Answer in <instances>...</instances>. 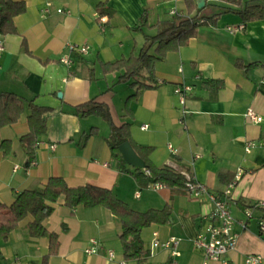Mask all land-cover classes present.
<instances>
[{"label":"crops","instance_id":"crops-1","mask_svg":"<svg viewBox=\"0 0 264 264\" xmlns=\"http://www.w3.org/2000/svg\"><path fill=\"white\" fill-rule=\"evenodd\" d=\"M16 1L26 4V12L15 20L18 34H0L5 47L0 94L13 93L27 104L53 111L45 116L48 133L39 141L34 166L21 145L30 131V110L17 124L0 128V202L11 206L26 190H44L53 177L64 178L70 187L92 184L113 191L136 212L170 209L167 223L152 224L142 233L145 264L171 261L170 251L152 248L155 234L162 241L181 240L179 264H203L204 255L193 242L210 223L214 205L206 197L195 200L185 189L155 190L139 183L137 168L113 154L109 124L101 116L83 118L76 110L92 101L104 102L117 127L131 125L135 151L152 149L148 159L154 167L174 168L218 195L230 190L226 199L240 223L247 221L248 209L253 211L247 228L240 223L235 227L239 242L227 256L231 264H244L253 254L264 257V148L246 151L249 142L264 144V121L257 125L246 117L253 109L264 118V21L246 24L238 15L225 14L216 24L199 27L187 46L157 63L156 88L142 90L130 102L128 114L126 104L136 89L118 84L120 73L106 74L103 66L137 56L145 36L157 34V28L135 30L146 12L150 24L157 25L172 20L174 11L187 16V0ZM202 2L203 15L218 13L217 0H195L198 8ZM48 3L53 9L44 16L41 11ZM99 6L113 16L99 20ZM58 9L71 15H59ZM70 45H89L91 50L72 54ZM66 57L74 61L71 67L61 63ZM184 83L193 87L186 105L187 129L180 122L175 93ZM241 169L246 175L236 182ZM32 220H24L8 240L0 239V264L40 263L48 254L49 238L28 233ZM45 226L60 242L49 264H139L125 257L122 223L105 207L71 210L61 201ZM92 240L102 247L98 255L86 254ZM110 250L114 261L108 257Z\"/></svg>","mask_w":264,"mask_h":264},{"label":"trees","instance_id":"trees-1","mask_svg":"<svg viewBox=\"0 0 264 264\" xmlns=\"http://www.w3.org/2000/svg\"><path fill=\"white\" fill-rule=\"evenodd\" d=\"M218 13L213 16L203 15L204 9H199L195 0H187L188 15L175 16L172 20L152 25L146 12L136 31L145 28L155 29L158 32L154 36H145V45L136 55L129 60L124 59L103 66L106 74L119 72L118 84H129L136 89V94L130 97L126 104V110L130 113V102L138 99L142 90L156 88V65L167 59L168 54L177 52L187 46L197 35L199 27L207 23L216 24L219 18L225 14H235L242 18L244 23L264 21V0H217ZM26 12V4L16 0H0V34H18L15 20ZM100 16L111 18L113 13L105 7L99 6ZM26 110H30L28 117L29 133L21 138L22 148L29 156V164L36 156L40 139L48 133V124L45 116L53 111V108L42 107L35 103L27 104L22 98L13 93L0 94V128L17 124ZM83 117L101 116L110 126V146L113 154L123 161L120 146L125 142L133 145L131 138V125L124 124L120 127L114 122L109 107L103 103L90 102L76 108ZM3 143L4 149L9 145ZM8 150L6 149V153ZM137 154L146 163L147 170L152 175L147 176L145 170L137 169L136 178L139 183L146 185L162 183L170 189H185L188 177L174 168H156L148 156L151 148L138 149ZM64 201L66 208L76 210L80 207L93 208L105 207L110 210L122 223L121 240L124 246L125 257L136 259L139 264H145L146 252L142 244V233L152 224H163L169 221L170 209L150 210L145 213L136 212L128 204L119 199L111 190L96 187L92 184L70 187L62 177L49 179L44 190H26L22 192L11 206L0 202V239L8 240L20 224L28 217L33 220L29 224L28 233L32 238H45L50 240L48 254L40 263L49 264L52 256L58 253L60 242L56 233H50L46 229L45 222L55 211V206Z\"/></svg>","mask_w":264,"mask_h":264},{"label":"built area","instance_id":"built-area-1","mask_svg":"<svg viewBox=\"0 0 264 264\" xmlns=\"http://www.w3.org/2000/svg\"><path fill=\"white\" fill-rule=\"evenodd\" d=\"M52 5L48 3L45 8L42 9V14L44 16H49L52 12ZM57 14L59 15H71L70 11H65L63 9H58ZM174 16H177V12L174 11L172 13ZM99 20H102V17L98 15ZM105 21V19H103ZM70 52L72 54L78 53L82 55L89 54L91 48L89 45L77 46L70 45ZM5 50L4 44L0 42V54ZM61 63L71 67L74 61L69 58H62ZM182 71V69L180 70ZM183 72V71H182ZM193 87L188 84H180L176 87L175 93L178 96L181 109H182V118L181 124L184 128L187 129V101L188 97L192 94ZM246 117L253 122L254 124H261L264 121V118L259 116L253 109H250L247 112ZM143 130L148 129L147 126L142 127ZM264 148V144L256 141L249 142L246 145L247 153H251L254 149ZM31 166L35 165V162L30 163ZM145 174L147 176H151L152 173L149 170H145ZM246 175V171L239 170L236 174V182L240 181ZM164 184L155 183L149 185V188L155 190H161L165 188ZM185 190L189 193L195 200H201L206 197L209 202L214 205L213 211L210 215V223L204 228L202 232L194 240V246L197 250L203 253L204 261L203 264H209L210 262H220L221 264H231L227 259V256L230 252L236 250L239 242V234L235 230V227L238 222L230 208L226 198L230 195V190L223 195H218L212 192L206 185L201 184L197 180L192 177L187 179V183L185 185ZM139 197V196H137ZM247 221H243L240 224L244 228H247L248 221H250L253 217V211L248 209L246 211ZM260 231L264 232V220L260 221ZM181 240L177 238H171L166 241H162L159 239L158 234H155V239L152 243L153 249H163L168 250L171 253V261L166 264H179V258L181 257V252L179 250ZM102 251V247L100 246L97 240L91 241V246L86 249V254L88 255H98ZM108 257L111 261L116 259V255L114 251H108ZM121 264H128L127 260L121 261ZM244 264H264V257L261 255H249L245 259Z\"/></svg>","mask_w":264,"mask_h":264},{"label":"water","instance_id":"water-1","mask_svg":"<svg viewBox=\"0 0 264 264\" xmlns=\"http://www.w3.org/2000/svg\"><path fill=\"white\" fill-rule=\"evenodd\" d=\"M206 2L199 4V9H202L205 6ZM61 98L62 95L60 94ZM120 152L122 154L123 160L132 168L145 170L147 168L146 163L141 159V157L136 153L132 144L130 142H125L120 146Z\"/></svg>","mask_w":264,"mask_h":264},{"label":"rangeland","instance_id":"rangeland-1","mask_svg":"<svg viewBox=\"0 0 264 264\" xmlns=\"http://www.w3.org/2000/svg\"><path fill=\"white\" fill-rule=\"evenodd\" d=\"M217 10H219L218 8H217ZM210 12V11H209Z\"/></svg>","mask_w":264,"mask_h":264}]
</instances>
